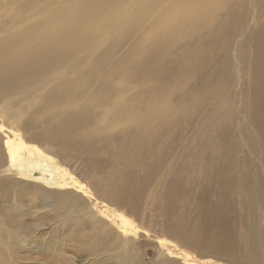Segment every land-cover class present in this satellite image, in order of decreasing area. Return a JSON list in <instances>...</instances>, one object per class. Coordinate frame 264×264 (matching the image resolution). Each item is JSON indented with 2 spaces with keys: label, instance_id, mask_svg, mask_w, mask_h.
I'll list each match as a JSON object with an SVG mask.
<instances>
[{
  "label": "rangeland",
  "instance_id": "obj_1",
  "mask_svg": "<svg viewBox=\"0 0 264 264\" xmlns=\"http://www.w3.org/2000/svg\"><path fill=\"white\" fill-rule=\"evenodd\" d=\"M49 1L0 0V22L18 11L69 36L74 14L96 4L109 13L94 22L100 25L96 35L82 30L63 47L51 33L29 27L9 59L10 71L27 65L25 82L44 70L37 85L61 88L59 114L36 118L46 147L103 158L88 179L96 195L180 243L201 264H210L207 259L241 264L247 245L263 241L254 228L264 226L263 167L256 146L251 144V152L247 143L264 130V94L258 91L264 88V17H254L243 34L252 12L248 0L232 7L227 0H156L138 14L137 6L148 0L44 5ZM258 7L263 13L264 6L258 2ZM198 10L207 19H185ZM139 15L146 18L143 23L137 22ZM237 52L243 56L239 65L251 66L244 88L254 92L239 104L233 81ZM63 71L69 84L56 80ZM75 71L81 75L71 79ZM241 104L252 120L260 114L259 121L247 125ZM53 123L57 126L44 129ZM147 243L126 245L85 205L48 204L34 199L32 188L0 180V264L162 262V250Z\"/></svg>",
  "mask_w": 264,
  "mask_h": 264
},
{
  "label": "bare ground",
  "instance_id": "obj_2",
  "mask_svg": "<svg viewBox=\"0 0 264 264\" xmlns=\"http://www.w3.org/2000/svg\"><path fill=\"white\" fill-rule=\"evenodd\" d=\"M155 1L148 0L145 4L138 5L136 13L144 11L145 7L153 8L156 5ZM234 1L244 5L246 0H232V2L227 0L228 6L232 7ZM258 2L264 6V0H248V6L252 12L250 13L249 23L245 25L243 34L249 31L254 17L257 15L260 18L264 17V9L263 13L259 11ZM59 3H64V0H50L44 5L51 6ZM108 13L105 12L103 5L96 4L90 10L83 9V12L74 14L76 27L69 29V36H65V31L57 26H40L45 22V19L39 18L36 21L32 14L23 16L18 11L16 13L13 12L8 19L5 18L0 22V180L19 188H32L34 190V199H45L48 204L65 202L69 205L78 203L85 205L89 209L91 217L109 226L126 245H137L142 240L149 245L147 241L150 242L152 240L156 244L155 246L162 250L160 251V260L163 261L159 262V264H201L202 260L195 256L194 253L185 250L184 247H180V243L178 245L166 238L165 234L152 232L141 226L133 216L96 195L95 188L89 183L88 179L97 171L98 166L103 162V158L87 154L81 150H50L46 147L47 142H44L43 137L37 133L36 127H39L40 124L36 123V118L45 112H47L49 118L59 114L64 101L61 88L52 82L42 87L37 85L44 74V70H38L35 72V77L33 76L30 81L25 82L23 78L27 68L26 64L15 66L14 71L7 69L10 64L9 59L20 44V41L28 34L29 27L33 26L31 29L34 31L41 30L51 33L58 45L63 47L65 44L77 39L82 30L85 33H89V36L96 35L100 25L94 22L100 20ZM203 14V10H198L186 16L185 19L193 22L196 19H207ZM83 18L93 20L92 23L94 24L84 23ZM163 19L166 23L170 20L167 16H164ZM209 19L211 21L214 20V16L211 15ZM18 20L24 23L19 25L21 22L18 24ZM145 20L146 18L141 15L137 18L139 23H143ZM63 24L64 27L69 24L67 19L64 20ZM127 35L129 34L127 33L123 36ZM172 37H176V34L172 33ZM261 40L264 41V34L261 36ZM120 42L122 41L120 40ZM236 57L237 66L233 70V81L237 86L236 93L239 96V104L240 99L251 97L254 92L244 88L247 84L244 79V72L250 70L251 66L245 70L242 65H239L240 60L243 59L242 54L239 58V53L237 52ZM257 70L259 69H253V71ZM64 75V71L58 73L56 80L67 84L68 78L67 75L64 78ZM80 75V71H75L70 76L71 79H77ZM97 75L98 72L95 73V76ZM248 79H250V76H248ZM83 85L89 86L90 80L84 78ZM258 91L260 94H264L262 86H258ZM32 109L36 110L31 112L30 110ZM239 110L247 125L250 122H254V120L258 122L261 117L260 114H257L252 120V115L244 114L245 108L243 110V104L240 105ZM29 113H32L30 117ZM55 126H57V123H53L50 127H45L44 129ZM253 143L256 146V156L261 158L260 161L263 167L261 172L264 174V130L247 143V148L251 152L253 149L251 144ZM241 155H243V150ZM254 228H258L257 230L260 231L263 241L260 243L253 240L252 247L247 245L241 264H256L258 261L260 262L259 264H264V226L255 224ZM233 260L234 258L231 256V262ZM207 262L211 264L213 261L207 259Z\"/></svg>",
  "mask_w": 264,
  "mask_h": 264
}]
</instances>
